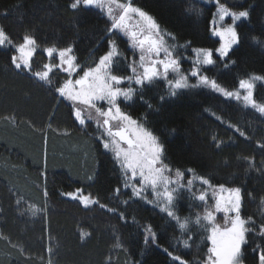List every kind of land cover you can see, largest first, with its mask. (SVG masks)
<instances>
[{
	"label": "trees",
	"instance_id": "16d2710c",
	"mask_svg": "<svg viewBox=\"0 0 264 264\" xmlns=\"http://www.w3.org/2000/svg\"><path fill=\"white\" fill-rule=\"evenodd\" d=\"M116 1L125 4L123 0ZM73 2L0 0V28L12 41L19 35L35 40L38 46L30 61L33 72L45 71V65L50 63L46 56L49 48L53 50L51 59L56 58L60 48H72L77 66L97 63L110 50L108 36L114 35L119 54L114 71L130 75L129 62L136 64V56L128 47L129 42L114 33L108 22L94 11L85 18L78 9L73 10L70 7ZM207 2L134 0L131 5L150 13L164 30L165 44L192 60L194 48L215 49L219 43L212 35L217 3ZM222 2L240 10L251 6V15L236 27L239 51L235 56L229 53L235 63L228 58H216L217 63L203 68L202 73L229 92L238 91L242 82L250 81L258 113L222 93L204 88H189L181 91L179 100H165L161 104L160 96L169 92L162 81L145 87L143 99H135L128 108L133 118L146 114L148 126L164 141L170 169L165 175L172 181L168 188L177 187V171L183 174L180 178L183 198L178 215L180 223L189 221L186 229H180L177 222L161 211L165 201L153 189L142 193L145 199L132 194L123 185L128 177L114 163L106 162L95 182L85 179L92 172L94 160L103 158L95 123L89 122V126L81 128L74 124L69 113H63L59 118L61 125L71 123L79 130L73 132L68 127V132L56 141L52 132L47 131L59 106L54 104L56 97L46 95L42 88L53 91L64 82L66 74L57 63L50 64L54 71L49 74L50 84H45L14 68L11 58L17 56L15 46L7 43L0 46V236L4 238H0V264H74V257L87 258L90 264H137L138 253L146 240L150 241L151 254L145 258V264H179L161 249L179 255L185 264H207L210 222L203 215L207 208L211 209L214 195L221 187H241V218L251 219L259 229L264 223V149L259 147L264 144V113L259 112L264 107V25L261 24L264 0H219ZM19 75L35 81L39 87L19 79ZM149 103L161 111H153ZM19 107L23 108L20 112L17 109L19 113L32 112L33 116L24 121L19 119L13 125L11 119L17 117ZM34 127L46 128L45 133L34 132ZM49 134V150H46L44 143ZM80 149H85L82 150L85 153ZM76 150L78 154L74 153ZM204 178L211 187L202 184ZM188 179L193 180L190 190ZM137 187L143 186L137 184ZM80 190L82 196L97 200L105 208L98 204L84 207L62 195ZM201 194L206 195L204 202L198 200ZM25 199L36 201L42 216L51 215L46 227L42 219L37 223L20 216L18 205ZM108 208H114L115 213ZM172 209L177 211L175 207ZM196 219L200 224L193 227ZM82 232L90 235L82 237ZM248 236L253 246L264 248V237L256 233Z\"/></svg>",
	"mask_w": 264,
	"mask_h": 264
},
{
	"label": "snow or ice",
	"instance_id": "6c2138e0",
	"mask_svg": "<svg viewBox=\"0 0 264 264\" xmlns=\"http://www.w3.org/2000/svg\"><path fill=\"white\" fill-rule=\"evenodd\" d=\"M208 2L211 3L212 0H208ZM215 2L219 4V0H215ZM111 3L115 4L116 0H111ZM70 7L73 10L78 9L86 18L93 14V9L103 11L105 0H74ZM117 7L122 10L123 14L113 17L109 28L119 33L123 39L130 40L132 49L139 50L140 67L143 71L137 72L134 62H129L130 75H121L114 71L119 55L117 53V37L109 35L108 47L110 50L99 57L98 62L94 66L85 65L83 68H79L74 62L75 58L69 57V53L73 51L72 48L59 52L62 65L66 62V67L63 68V71L67 78L62 84L57 85L53 89V93L56 98L65 102L74 124L78 127L86 128L89 126V122H95L98 130L96 139L102 149L101 157L103 158L94 160L92 172L85 179L95 182L105 163L111 162L116 164L124 175L128 176V179L123 181V185L129 188L136 197L145 199L142 193L146 188L156 190L160 186H165L166 203L175 207L177 211H172L167 206L162 208L161 211L171 218V221L177 222L180 229H186L189 221L185 220L180 223L178 215L180 200L183 198L180 186V178L183 174L179 171L176 172L177 180L175 183L177 187L174 190H169L166 187L172 181L169 176L165 175L170 169L166 164L167 156L164 141L148 126L146 114L139 118H133L128 112V108L133 105L135 99H143L145 87L155 86L156 81L160 78L167 79L169 71L172 73L180 72L179 59L173 58L172 53L164 46L162 38L164 30L150 13L131 4H118ZM219 9L222 20L230 16L236 21H248L252 11L250 6L245 10L230 12L222 4H219ZM108 15L112 17L111 7L108 8ZM133 16L139 18L136 26L137 30H131L128 27V22ZM261 24L264 25V18H262ZM105 31L108 32L109 29L106 28ZM212 35L222 41L219 47L216 48L217 59L228 58L231 60L229 53L231 52L235 56L236 52L239 51L240 37L236 27L232 26L223 30L213 29ZM25 41L26 45H34L36 43L35 40L27 37ZM6 43L11 44L10 36L0 28V46H4ZM234 46H237L235 51L233 50ZM17 50L24 54L25 46L22 45ZM193 51L201 57L199 60L200 65L214 66L217 63L213 59L212 50L197 47ZM161 53L164 54L163 58H161ZM32 54V52H28L26 57H31ZM47 55L49 57L53 55L51 48L47 50ZM146 60L148 61L147 66ZM231 62L235 63L234 60H231ZM11 63L16 70L28 72L33 77L38 78L39 81L50 84L49 73L52 67L50 64L45 65V71L33 72L28 58L21 60V57L12 56ZM157 65L162 67V71ZM76 72L81 74L73 79ZM191 76L198 77L202 85L209 87L214 92L222 93L225 97L236 95L225 91L215 79H210L198 69H193ZM255 78L259 79V77ZM181 80L184 83L177 81L174 85L175 89L189 87L185 77L181 76ZM133 84L140 87L134 88ZM121 85H124V87H121ZM240 86L249 89L248 95L244 99L252 101L254 96L251 91L252 85L242 82ZM191 87H195V85ZM181 95L182 93L177 91L165 93L160 96L161 104L165 100L169 102L179 100ZM239 98V95H236V99L238 100ZM144 102L148 103L147 101ZM148 107L155 112L161 111V108H153L150 103ZM260 112L264 113V107L260 108ZM259 147L264 149V144L259 145ZM188 171L192 172V169H188ZM130 181H135V183L130 184ZM137 184L146 187L138 188ZM186 184L190 190L193 180L188 179ZM202 184L211 187L207 178L202 179ZM219 191L221 193L227 192L228 196L221 195L216 199L214 211L225 214L228 226L221 230L218 225L212 224L211 236L209 237L212 247L209 249L207 264H264V248L260 245L253 246L248 236L249 233H256L260 237H264V223L257 230L254 221L251 219L246 221L241 218L240 210L243 202L241 187L231 189L221 187ZM80 192L82 190L62 193V195L78 201L84 207H88L90 204H98L100 208H105L104 204L91 199L89 196H82ZM44 195L47 196L46 191ZM198 200L204 202L206 195H199ZM108 211L115 213L116 210L108 208ZM230 213H235L234 218L229 216ZM204 219L211 222L214 221L215 216L212 211H209ZM196 222L199 223L200 220L197 219ZM246 223L249 225L248 227H246ZM87 235H90V233H81L82 237ZM149 244L150 241L146 240L145 246L138 253L140 259L137 264H145V258L151 254ZM184 246H188L187 241L184 242ZM156 247L159 246L157 245ZM161 251L167 253L171 260L178 261L179 264H185V261L179 255H173L168 249H161Z\"/></svg>",
	"mask_w": 264,
	"mask_h": 264
},
{
	"label": "rangeland",
	"instance_id": "374dc122",
	"mask_svg": "<svg viewBox=\"0 0 264 264\" xmlns=\"http://www.w3.org/2000/svg\"><path fill=\"white\" fill-rule=\"evenodd\" d=\"M124 1V3H125V5H127V4H131L134 0H123ZM198 1H204L205 2V0H198ZM208 3V2H207ZM118 4H120L119 2H117L116 1V3L115 4H113V3H111V0H105V8L103 9V11H100V10H98V9H93L92 11H94L95 13H98V15L100 16V17H102L104 20H106L107 22H108V24H110V22H111V20H112V18L113 17H118L119 15H122L123 13H122V10L119 8V7H117V5ZM220 4V3H219ZM219 4H215L216 5V8H215V10H216V12H215V18H214V24H213V29H216V30H223V29H226V28H228V27H232V26H235V27H237L241 22H243V21H245V20H240V21H236L234 18H232V17H230V16H228V17H225L223 20L220 18V9H219ZM224 7H226V8H228L229 9V11L230 12H232V11H240V9L238 8V7H236V6H231L230 4H228L227 2H222L221 3ZM109 7H111V9H112V17H109V15H108V8ZM138 20H139V18L138 17H136V16H133L132 17V19L128 22V27L131 29V30H137V23H138ZM114 32V31H113ZM114 33H116V32H114ZM118 36H120L121 38H122V36L119 34V33H116ZM27 36H21V35H19L18 37H16V38H14L13 39V41L11 40V44H10V46H15V49H16V51H17V57H21V60H23L24 58H28L29 59V61H31V59H32V57L34 56V54H35V50L37 49V44L35 43L34 45H26V41H25V38H26ZM27 38H29V37H27ZM145 38H147V37H145ZM217 39H218V41H219V43L217 44V46L216 47H219V44L220 43H222V41L220 40V38H218V37H216ZM125 40V39H124ZM127 42H129L128 44V47L130 48V50L132 51V52H134V55L136 56V64H135V67H136V69H137V72H142L143 71V69L140 67V60H139V55H140V53H139V50L138 49H132L131 48V41L130 40H126ZM164 42V41H163ZM25 46V53L24 54H22V53H20L17 49L20 47V46ZM164 46L165 47H167L168 49H169V51L172 53V57L173 58H178L179 59V63H180V72L179 73H172L171 71H169V73H168V76H167V79H165V78H160V79H158L157 81H162L163 83H165L166 85H167V89H168V91L169 92H171V91H177V92H181V91H184V90H187V89H189V88H191V89H198V88H204V89H207V90H210V91H213V90H211L209 87H207V86H205V85H202L201 83H200V81H199V78L198 77H192L191 76V71L193 70V69H198L201 73H202V70H203V68H205V67H209V65H200L199 64V60L201 59V57L200 56H198L197 55V53L196 52H194V57H193V59L192 60H189V59H187V58H183L179 53H176V51H174L173 49H171L168 45H166L165 44V42H164ZM235 47V46H234ZM67 48H60L58 51H57V53H56V58H54V59H51V57H49L48 55H47V53H46V56H47V58L48 59H50V63L49 64H54V63H57L58 64V66H59V68L63 71V68L64 67H66V62L62 65V63H61V60H60V58H59V52L60 51H64V50H66ZM210 50H212L213 51V59L215 60L216 58H217V53H216V48L215 49H210ZM28 52H32L33 54H32V56L31 57H26V54L28 53ZM163 53H161V58H163ZM180 55V56H179ZM69 57H74L73 55H72V52L71 53H69ZM75 58V57H74ZM74 62L76 63V61H75V59H74ZM96 62H94V64H95ZM147 63H148V61L146 60V66H147ZM94 64L93 63H91V64H89V66H94ZM79 67V66H78ZM157 67L158 68H160L161 69V71H162V67L161 66H159V65H157ZM79 68H81V67H79ZM46 70V69H45ZM52 71H54V68H52L51 67V71H50V73L52 72ZM64 72V71H63ZM49 73V74H50ZM65 73V72H64ZM81 73L80 72H76L75 74H74V76H73V79L74 78H76L77 76H79ZM17 75V74H16ZM181 76H183V77H185L186 78V81H187V84L189 85V87L188 88H184V89H175V87H174V85H175V83L177 82V81H180L181 83H184V81L183 80H181ZM17 77H19V79H23V80H26V81H29V79H26L24 76H22V75H19V76H17ZM18 79V80H19ZM169 81H171V83H169ZM31 84H33V85H35V86H37V87H39V84H37L35 81H33V80H31V81H29ZM247 83H250L251 85H252V83L250 82V81H246ZM134 85V84H133ZM192 85H195V87H191ZM121 87H124V85H121ZM47 94L46 95H52L53 97H55L54 96V93H53V91H51V89H48V88H45V87H43L42 88ZM251 91H252V89H251ZM248 92H249V89H247V88H242L241 86H240V88H239V90L238 91H234V92H232V93H234V94H236V95H239V99L237 100L236 99V95H234V96H232V97H227V98H230V99H232V100H235L237 103L239 102V104L241 105V106H243L244 108H246V109H249V110H252V111H255V112H257L258 113V108L256 107V102H255V100H254V96H253V100L252 101H246L245 99H244V97L246 96V95H248ZM16 95V94H15ZM55 105L57 104L58 106H59V112H58V114L56 115V117L54 118V122H53V124H52V126H51V123H49V125L48 126H50V127H48L47 126V122H46V126H47V131H51L52 132V135H54L53 136V140L54 141H56L55 139H61V137L64 135V134H66L65 132H68V129L69 128H72L71 130L73 131V132H77L79 129L78 128H76V126H74L73 124L71 125V123L69 124V126H62L61 125V123L59 122L60 121V117L63 115V113H69V108L66 106V104L64 105L61 101H60V99H58V98H55ZM19 110V112H20V110L21 109H23L22 107H19V108H16V111H17V117H13V119H11V122L13 123V125H15L16 123H18V121H19V119L20 120H23L24 121V119H30V118H32V112H24V113H19L18 112V110ZM259 112H260V110H259ZM262 113V112H261ZM72 120H73V118L70 116V114L68 115ZM18 118V119H17ZM95 123V122H94ZM95 125V124H94ZM96 126V125H95ZM69 127V128H68ZM35 128V127H34ZM53 128V129H52ZM44 129H46V128H42V129H39V128H35L34 129V132H36V133H45V130ZM74 129H75V131H74ZM72 131H70V133L72 132ZM48 140H50V134H49V136H48V138H47V140H46V142L44 143V148L47 150V148H48V150H49V141ZM59 141V140H58ZM45 150V152H47ZM81 150V152H83V153H85V151H82V150H85V149H80ZM75 154H78L79 153V151H75L74 152ZM128 177V176H127ZM131 182H135V181H131ZM171 184V183H170ZM170 184H168L166 187L168 188H171L170 187ZM141 185V184H140ZM141 186H143V185H141ZM143 187H146V186H143ZM168 188V189H169ZM146 189H151V188H146ZM169 190H171V189H169ZM154 191V193L155 192H157V195L160 197V198H162L165 202H164V206H163V208L164 207H169L170 208V210H172L173 211V209H172V207L173 206H171V205H167V203H166V196H165V186H160V187H158V189H156V190H153ZM153 193V192H152ZM153 193V194H154ZM221 195H223V196H225V197H227L228 196V193L227 192H223V193H221V192H217V193H215V195H214V199H213V205H212V207H211V209H209V208H207V212H206V214L205 215H203V218L207 215V213L209 212V211H212L213 212V214L214 215H222V217H217V218H215L214 219V221H209L210 223H209V230H208V238L211 236V227H212V224L214 223V224H216V225H218L220 228H221V230H223L225 227H227L228 225H227V221L225 220V214L223 213V212H215L214 211V209H215V202H216V199L219 197V196H221ZM33 199V198H32ZM30 200V199H25V200H21L20 201V204L18 205V209H20V216H23V217H30V218H27L28 220H30L31 218H32V220H34L35 222H37V223H39L40 221H41V219H42V221L44 222V224H45V227H46V223H47V221H48V219L50 218V214L49 215H46V216H42L43 215V212L40 210V208L38 207V205H37V203H36V201H34V200ZM19 216V215H18ZM229 216H231V217H233L234 218V216H235V213H230L229 214ZM197 221V219L195 220V221H193V224H192V226L194 227L195 225H199L200 224V222L199 223H197L196 222ZM202 224V223H201ZM0 235H1V233H0ZM2 236V235H1ZM0 236V238L1 239H4L3 237H1ZM210 240V239H209ZM211 241V240H210ZM211 247H212V244H211ZM72 263H74V264H90L89 262H88V260H87V258L86 259H81L80 257H74V260H73V262Z\"/></svg>",
	"mask_w": 264,
	"mask_h": 264
},
{
	"label": "bare ground",
	"instance_id": "6f19581e",
	"mask_svg": "<svg viewBox=\"0 0 264 264\" xmlns=\"http://www.w3.org/2000/svg\"><path fill=\"white\" fill-rule=\"evenodd\" d=\"M94 62V61H93Z\"/></svg>",
	"mask_w": 264,
	"mask_h": 264
}]
</instances>
